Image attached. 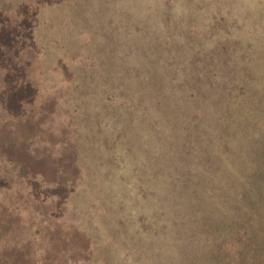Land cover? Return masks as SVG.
I'll list each match as a JSON object with an SVG mask.
<instances>
[{"label":"rangeland","instance_id":"obj_1","mask_svg":"<svg viewBox=\"0 0 264 264\" xmlns=\"http://www.w3.org/2000/svg\"><path fill=\"white\" fill-rule=\"evenodd\" d=\"M0 264H264V0H0Z\"/></svg>","mask_w":264,"mask_h":264},{"label":"trees","instance_id":"obj_2","mask_svg":"<svg viewBox=\"0 0 264 264\" xmlns=\"http://www.w3.org/2000/svg\"><path fill=\"white\" fill-rule=\"evenodd\" d=\"M16 162V161H15ZM20 163H18V165H19Z\"/></svg>","mask_w":264,"mask_h":264}]
</instances>
